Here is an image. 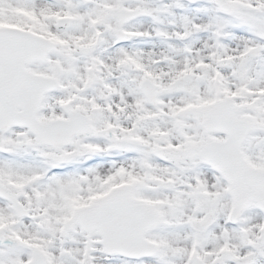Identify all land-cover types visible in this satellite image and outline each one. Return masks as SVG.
<instances>
[{
    "label": "snow or ice",
    "instance_id": "6c2138e0",
    "mask_svg": "<svg viewBox=\"0 0 264 264\" xmlns=\"http://www.w3.org/2000/svg\"><path fill=\"white\" fill-rule=\"evenodd\" d=\"M0 264H264V0H0Z\"/></svg>",
    "mask_w": 264,
    "mask_h": 264
}]
</instances>
